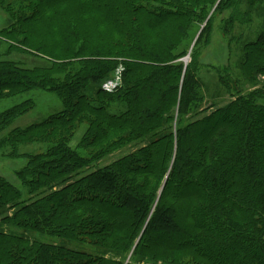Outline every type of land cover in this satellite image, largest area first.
Instances as JSON below:
<instances>
[{
	"label": "trees",
	"instance_id": "16d2710c",
	"mask_svg": "<svg viewBox=\"0 0 264 264\" xmlns=\"http://www.w3.org/2000/svg\"><path fill=\"white\" fill-rule=\"evenodd\" d=\"M0 9V100L40 90L62 107L11 130L34 102L0 113V158L24 160L0 176V264H264V0ZM215 39L226 54L202 63ZM17 53L37 63L8 59ZM120 66L121 84L103 89ZM30 145L40 151H21Z\"/></svg>",
	"mask_w": 264,
	"mask_h": 264
},
{
	"label": "rangeland",
	"instance_id": "374dc122",
	"mask_svg": "<svg viewBox=\"0 0 264 264\" xmlns=\"http://www.w3.org/2000/svg\"><path fill=\"white\" fill-rule=\"evenodd\" d=\"M6 26H8V18L6 16L5 13H3L0 9V30L5 28ZM260 29V23L258 21H256L250 28H248L246 30V32H244V35H248V39L253 40L256 36V34L258 33ZM240 33V32H238ZM216 40V39H215ZM218 41L216 40L214 43L212 42V45H210L204 52V55L201 58V62L202 63H214L215 62V58H220L222 57L223 54H226L224 47L222 46L221 43H217ZM188 56V62L190 61V56ZM186 56V57H187ZM238 56V53H237ZM185 57V58H186ZM8 59L10 60H15L17 62H19L22 66L25 67L26 66H33L34 64L37 63V61L35 60H31L25 57V55H21V54H13L12 56H10ZM184 62V58L181 59ZM221 61V60H219ZM185 63V62H184ZM186 64V63H185ZM222 65V63H221ZM123 71V68L120 66L118 67L115 75H114V79L113 81L107 82L104 86L103 89H106L108 91L114 89L115 87H112V83L113 82H118V85L121 84V80H120V76L121 73ZM203 79L205 80V82H207V87L206 89L208 90V92L215 94L218 91V87L216 86L215 83V75L214 73L211 72H206L203 74ZM215 92V93H214ZM207 95V93H206ZM207 102L206 104H210V102L208 100L210 99V96L208 95V98H206ZM25 100H32L34 102V109L27 113L26 115H23L19 118H17L9 127V130L16 128V127H20V128H24L27 127L33 123L39 122L41 121L43 118L47 117L50 114H54L58 111L61 110V103L59 101V99L57 97H55L54 95L47 93V92H43V91H31L28 93H22L7 99H2L0 100V113L5 111L6 109H9L15 105H18L22 102H24ZM218 100V105H222L225 102H227L226 98L221 99L218 96L214 97V102ZM213 100H211L212 102ZM205 104V105H206ZM84 129H80L75 135V139H78V137L80 138V136L82 135ZM129 146H127L126 148L117 151L115 153H113L112 155H110L109 157H107V159H104L103 162L100 163V165H106L108 163H110L113 160H116L117 158L128 154V152H131L133 149L132 148H128ZM40 147L37 145H30V146H26V147H22L21 151H26V152H31V153H36L39 152ZM24 164V160L22 159H15V160H2L0 158V176L3 177H10L11 174L21 168ZM32 237L37 238L38 240H40L41 242H50L51 238L46 237V236H39V235H33L31 234ZM62 244H67L70 245L71 247L80 250L82 252L91 254V255H95L100 253V250L95 247V246H91L88 245L86 243H78V242H65V241H59Z\"/></svg>",
	"mask_w": 264,
	"mask_h": 264
},
{
	"label": "water",
	"instance_id": "95a60500",
	"mask_svg": "<svg viewBox=\"0 0 264 264\" xmlns=\"http://www.w3.org/2000/svg\"><path fill=\"white\" fill-rule=\"evenodd\" d=\"M188 56L185 58V60H184V62L187 64V62H188Z\"/></svg>",
	"mask_w": 264,
	"mask_h": 264
}]
</instances>
